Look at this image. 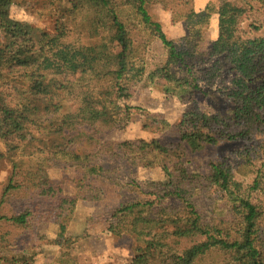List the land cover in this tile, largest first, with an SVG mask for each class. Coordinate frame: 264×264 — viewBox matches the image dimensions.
Instances as JSON below:
<instances>
[{"label":"trees","instance_id":"16d2710c","mask_svg":"<svg viewBox=\"0 0 264 264\" xmlns=\"http://www.w3.org/2000/svg\"><path fill=\"white\" fill-rule=\"evenodd\" d=\"M16 1L0 0V162L12 166L0 205L18 197L25 207L11 216L0 214V222L29 235L31 215L48 218L59 210L57 239L51 243L68 247L77 199L64 195V180L53 179L50 171L65 175L73 170L78 198L97 201L103 191L95 180L120 185L116 168L89 163L102 153L165 174L162 182L142 181L137 189H148L146 196L108 214L110 234L128 233L140 243L125 264H264V0H228L218 8L217 37L206 54L222 58L235 75L226 94L233 107L230 115L185 112L175 143L105 137L117 124L120 102L132 98L133 84L144 77L191 85L178 75L188 52H178L147 7L176 10L189 26L201 29L210 22V6L197 11L194 0H70L49 31L12 18ZM65 14L80 15L89 35L98 37V47L79 37L69 40ZM151 39L162 42L166 57L148 71L144 58ZM114 44L121 47L119 53ZM142 128L161 133L171 124L148 113ZM253 136L260 139L258 146L235 153V163L211 162L206 173L184 167L189 155L207 146ZM214 187L226 194L222 207L211 192ZM3 245L13 242L0 235V264H34L33 253L3 257Z\"/></svg>","mask_w":264,"mask_h":264},{"label":"rangeland","instance_id":"374dc122","mask_svg":"<svg viewBox=\"0 0 264 264\" xmlns=\"http://www.w3.org/2000/svg\"><path fill=\"white\" fill-rule=\"evenodd\" d=\"M226 1L228 0H194L193 5L197 11H202L207 6L213 9L209 24L201 29L189 26L179 18L176 10L164 9L161 5L147 7L152 20L161 25L178 52H188L186 65L179 70L178 75L180 78H187L191 85L178 87L175 83L162 80L148 82L146 77L133 84L132 98L120 102L117 124L106 133V140L121 142L155 138L165 143H175L178 134L176 125L185 112L196 110L230 115L233 106L226 94L232 88L235 75L222 62V58L209 59L206 54L217 37L218 8ZM70 6V0H17L11 7V16L35 27L52 31L58 11ZM181 9L186 10L183 7ZM64 21L71 32L69 40L73 41L79 37L83 44L98 47V37L89 35V26L80 15L73 18L65 14ZM262 33L264 34V31ZM143 36L147 39L149 33L146 32ZM147 46L144 59L149 71L164 62L166 50L158 39L149 40ZM113 51L119 53L121 47L114 44ZM216 60L218 65L213 67L212 64ZM113 77L114 75L109 76L110 79ZM148 113L161 116L171 124V128L161 133L144 130L142 124ZM259 142L260 139L255 136L222 141L216 146H207L203 151L189 155L184 167L190 173H206L211 162L225 159L235 163V153L246 147H256ZM89 163L107 169L116 168V177L120 183L116 186L106 178L95 180L94 186L103 191L97 201L78 198L81 189L73 181V170H67L65 175L60 169L50 171L53 179L64 180V195L77 199L66 235L70 239V245L61 247L51 243L57 239L62 215L59 210H55L48 218L42 214L31 215L28 218L32 228L29 235L20 234V231L8 226L4 221L0 222V235L7 236L13 242V245L1 247L3 257L10 258L23 252L33 253L34 264H125L133 258L140 243L128 233L119 236L110 234L106 230L108 214L129 199L146 196L148 189H137V186H142V181L162 182L165 180V174L158 168H133L121 159H110L102 153L92 156ZM11 171L9 161L0 162V200ZM211 192L222 207L226 202V194L216 187L212 188ZM0 206L1 215L11 216L24 210L25 201L16 197L10 203L6 202Z\"/></svg>","mask_w":264,"mask_h":264}]
</instances>
